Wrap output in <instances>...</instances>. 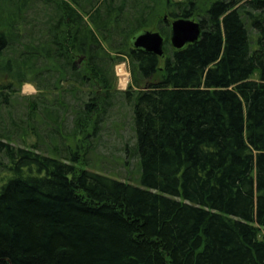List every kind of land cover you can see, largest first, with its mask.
Returning <instances> with one entry per match:
<instances>
[{"label": "trees", "instance_id": "obj_1", "mask_svg": "<svg viewBox=\"0 0 264 264\" xmlns=\"http://www.w3.org/2000/svg\"><path fill=\"white\" fill-rule=\"evenodd\" d=\"M117 105L139 185L86 168ZM263 232L264 0H0V264H264Z\"/></svg>", "mask_w": 264, "mask_h": 264}, {"label": "rangeland", "instance_id": "obj_2", "mask_svg": "<svg viewBox=\"0 0 264 264\" xmlns=\"http://www.w3.org/2000/svg\"><path fill=\"white\" fill-rule=\"evenodd\" d=\"M114 72L117 79L116 82L117 90L125 91L132 82L129 61L125 59L119 62L115 66ZM123 73L126 75V78H124V76L123 77L121 76ZM25 85L22 87L21 94L29 97L35 96L37 91H34L33 88L26 87ZM4 112H5L4 114H7L6 111ZM14 112L15 113H12L13 117L15 118L20 117L21 113L23 114L24 112V106L17 107L16 111ZM112 113L113 116L111 117V119H109L110 122L108 123L107 127L103 132V146L100 147V150L98 152L99 157H101L100 161L102 164L100 166V164L92 163V165H88L86 168L89 171H94L98 173L106 172L107 175L111 176L112 178L119 180L123 179V181H128L133 185H139L138 180L136 181L138 177V173L136 172L137 168L135 165L136 161L131 159L130 166H127L125 164V161L123 162L120 161L121 158L123 160L125 159V155L122 150L124 144L126 142H129L131 146L134 145V131L132 129L130 107L129 105L126 106L117 105L112 110ZM34 142H35V138L33 137L28 138L29 144ZM116 160L118 162H116ZM129 171L132 172L131 175ZM126 177H132V179L134 180H130V179L127 180L125 179ZM263 237H264V232L260 236V238Z\"/></svg>", "mask_w": 264, "mask_h": 264}, {"label": "water", "instance_id": "obj_3", "mask_svg": "<svg viewBox=\"0 0 264 264\" xmlns=\"http://www.w3.org/2000/svg\"><path fill=\"white\" fill-rule=\"evenodd\" d=\"M201 23L190 18H179L171 23L170 44L173 49L181 50L201 39ZM166 40L160 32L146 31L137 35L133 47L158 57L165 56Z\"/></svg>", "mask_w": 264, "mask_h": 264}, {"label": "clouds", "instance_id": "obj_4", "mask_svg": "<svg viewBox=\"0 0 264 264\" xmlns=\"http://www.w3.org/2000/svg\"><path fill=\"white\" fill-rule=\"evenodd\" d=\"M25 86H26V87H31V88H33L34 91H38L37 89H35V86L32 85V84H26Z\"/></svg>", "mask_w": 264, "mask_h": 264}, {"label": "bare ground", "instance_id": "obj_5", "mask_svg": "<svg viewBox=\"0 0 264 264\" xmlns=\"http://www.w3.org/2000/svg\"><path fill=\"white\" fill-rule=\"evenodd\" d=\"M123 71V70H122ZM122 77L124 76V78H126V75L123 73L122 75H121Z\"/></svg>", "mask_w": 264, "mask_h": 264}, {"label": "flooded vegetation", "instance_id": "obj_6", "mask_svg": "<svg viewBox=\"0 0 264 264\" xmlns=\"http://www.w3.org/2000/svg\"><path fill=\"white\" fill-rule=\"evenodd\" d=\"M165 20H167V19H165Z\"/></svg>", "mask_w": 264, "mask_h": 264}]
</instances>
